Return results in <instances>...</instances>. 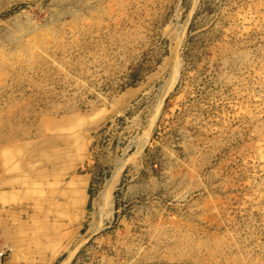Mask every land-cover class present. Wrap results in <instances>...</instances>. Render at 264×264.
Segmentation results:
<instances>
[{
	"label": "rangeland",
	"instance_id": "rangeland-1",
	"mask_svg": "<svg viewBox=\"0 0 264 264\" xmlns=\"http://www.w3.org/2000/svg\"><path fill=\"white\" fill-rule=\"evenodd\" d=\"M1 264H264V0H0Z\"/></svg>",
	"mask_w": 264,
	"mask_h": 264
},
{
	"label": "built area",
	"instance_id": "built-area-1",
	"mask_svg": "<svg viewBox=\"0 0 264 264\" xmlns=\"http://www.w3.org/2000/svg\"><path fill=\"white\" fill-rule=\"evenodd\" d=\"M2 254H3V249L0 248V264H1V257H2Z\"/></svg>",
	"mask_w": 264,
	"mask_h": 264
}]
</instances>
